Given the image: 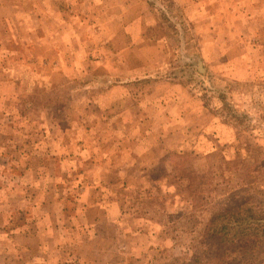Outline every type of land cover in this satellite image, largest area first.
Masks as SVG:
<instances>
[{
  "label": "rangeland",
  "instance_id": "1",
  "mask_svg": "<svg viewBox=\"0 0 264 264\" xmlns=\"http://www.w3.org/2000/svg\"><path fill=\"white\" fill-rule=\"evenodd\" d=\"M251 203L234 264H264V0H0V264H219Z\"/></svg>",
  "mask_w": 264,
  "mask_h": 264
},
{
  "label": "trees",
  "instance_id": "2",
  "mask_svg": "<svg viewBox=\"0 0 264 264\" xmlns=\"http://www.w3.org/2000/svg\"><path fill=\"white\" fill-rule=\"evenodd\" d=\"M226 206L227 205H222L220 207H217L209 220L210 224H215L217 223V221L222 220V223H220L219 225L220 227H218V229H211V227L206 228L207 236L205 234H202V238L208 240L210 239L212 243L214 242L216 250L215 252H217V256L215 255V259L218 260L217 263L234 264V262L226 261L225 258L223 259V256L225 255L224 243L228 239V236H232V238L237 236L241 237L242 239H245L246 236H249L250 232L245 231H250L249 227H251V225L256 221V217H253L255 211L252 203L249 205H245V207H243V209L237 213H235V209H237L238 207ZM258 211L260 213H264V210L261 209V207H259ZM247 219L250 220V222L248 223L249 227L246 226L242 230H240L239 228L242 226V223L245 222ZM260 220H264V214L261 215L259 221ZM232 229H234L235 231L233 235H230V231ZM247 244L251 247V249H254L257 246V244L251 240L248 241ZM244 245L245 244H240L238 246L241 250L238 252V258L239 260H241L242 264L253 263V257L247 256L246 251H244L242 247Z\"/></svg>",
  "mask_w": 264,
  "mask_h": 264
}]
</instances>
